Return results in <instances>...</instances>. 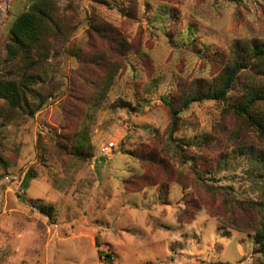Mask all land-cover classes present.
I'll use <instances>...</instances> for the list:
<instances>
[{"label":"rangeland","instance_id":"obj_1","mask_svg":"<svg viewBox=\"0 0 264 264\" xmlns=\"http://www.w3.org/2000/svg\"><path fill=\"white\" fill-rule=\"evenodd\" d=\"M33 2L0 0V69L44 101L0 115V264H264V137L238 114L263 75L243 69L176 130L165 102L264 42V0H55L42 45L12 60Z\"/></svg>","mask_w":264,"mask_h":264},{"label":"trees","instance_id":"obj_2","mask_svg":"<svg viewBox=\"0 0 264 264\" xmlns=\"http://www.w3.org/2000/svg\"><path fill=\"white\" fill-rule=\"evenodd\" d=\"M54 10L55 0H34L27 11L22 12L15 18L10 27V43L8 45V57L10 59H17L21 54L29 58L33 49L42 45L47 27L46 23L51 19ZM232 51V56L229 57L230 60L224 63L214 81L207 82L206 88L199 84L190 93L188 91L182 94L179 109L176 108L174 102L165 101L172 110L173 130L178 127V114L184 108H188L191 103L225 99L243 69L249 68L261 73L264 77V42L236 45ZM215 58L218 61L219 57L215 56ZM29 82L26 78H7L0 69V115L3 114L5 109L12 115L20 112V110L34 112L41 108L44 102L43 98H40L41 101L38 105L29 100L28 92L32 90ZM242 98L244 101L238 107V114L246 124L249 123L264 137V111L262 110L264 108L261 106V103H264V87L248 86L246 94ZM3 118L8 120L9 115ZM256 156L264 165V151L256 154ZM34 176L31 172L27 173L23 182V189L28 187ZM41 210L47 215L52 214L51 209L41 208ZM256 242L260 245L258 252L264 256V218L260 221L256 231Z\"/></svg>","mask_w":264,"mask_h":264},{"label":"built area","instance_id":"obj_3","mask_svg":"<svg viewBox=\"0 0 264 264\" xmlns=\"http://www.w3.org/2000/svg\"><path fill=\"white\" fill-rule=\"evenodd\" d=\"M114 147H115V144H114V143H110V144H108L107 146H105V148L102 149V151H103V153H105V154H109V153L113 152Z\"/></svg>","mask_w":264,"mask_h":264},{"label":"water","instance_id":"obj_4","mask_svg":"<svg viewBox=\"0 0 264 264\" xmlns=\"http://www.w3.org/2000/svg\"><path fill=\"white\" fill-rule=\"evenodd\" d=\"M108 259H110V257H108Z\"/></svg>","mask_w":264,"mask_h":264}]
</instances>
